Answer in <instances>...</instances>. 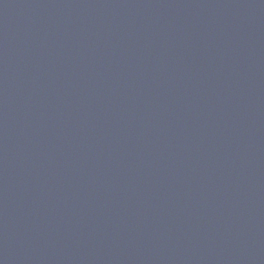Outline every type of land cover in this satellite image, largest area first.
Wrapping results in <instances>:
<instances>
[{
    "label": "water",
    "instance_id": "95a60500",
    "mask_svg": "<svg viewBox=\"0 0 264 264\" xmlns=\"http://www.w3.org/2000/svg\"><path fill=\"white\" fill-rule=\"evenodd\" d=\"M0 264H264V0H0Z\"/></svg>",
    "mask_w": 264,
    "mask_h": 264
}]
</instances>
